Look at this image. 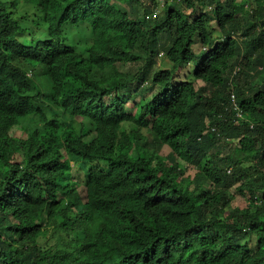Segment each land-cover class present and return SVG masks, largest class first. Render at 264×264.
I'll return each mask as SVG.
<instances>
[{
  "label": "trees",
  "instance_id": "trees-1",
  "mask_svg": "<svg viewBox=\"0 0 264 264\" xmlns=\"http://www.w3.org/2000/svg\"><path fill=\"white\" fill-rule=\"evenodd\" d=\"M158 2L0 0V264H264V85L241 86L248 57L264 61V0ZM31 70L78 126L48 112ZM39 121L46 130L15 151L10 132ZM241 131L236 148L254 161L204 164Z\"/></svg>",
  "mask_w": 264,
  "mask_h": 264
},
{
  "label": "rangeland",
  "instance_id": "rangeland-1",
  "mask_svg": "<svg viewBox=\"0 0 264 264\" xmlns=\"http://www.w3.org/2000/svg\"><path fill=\"white\" fill-rule=\"evenodd\" d=\"M159 4L161 3V5L163 4V0H158ZM171 1V0H170ZM239 3H241V0H238ZM146 6H149V5H146ZM240 6L241 4L238 5V9H239V15H238V18L241 22V24H244L245 22V19L248 17V9L249 7L246 6V8H244L243 10H240ZM161 7V6H159ZM159 7L158 9H155L154 10V14H156L157 16L160 15L162 13V10H159ZM154 8H152L153 10ZM187 13L190 12V10H186ZM142 12H137L135 11L134 14L132 15V19L133 20H136L137 18H140ZM151 15V14H150ZM142 18V17H141ZM149 18L151 19V21H154L153 19H155L154 16H149ZM214 31V29H213ZM241 35H242V32H240ZM213 35L214 37H217L218 35H220L218 32L214 31L213 32ZM242 37H239L238 41L240 42V50H239V53L240 52H245V49H246V45H245V41L244 43L242 42L241 40ZM199 47L197 46L196 49H198ZM139 52H136L135 54L142 57L144 59L141 60L139 62L140 65L142 64H146L147 63V56L144 52H142L141 50H138ZM242 52V53H243ZM159 54L161 55L162 54V51L159 52ZM165 63V59H164V56L161 57V56H158V59L156 61V65L159 66L161 65L162 68H165L163 66ZM247 68L245 69V73H244V76L242 77L241 79V86H243L245 83H252V87L254 86V88H256V86H261V85H264V61L262 64H256L254 62V59L253 57H248L247 61ZM117 70H121L122 72H127L128 71V66L126 65H118L117 66ZM114 72V71H112ZM188 72H184L182 73L178 79V81L180 82V79H184L186 77ZM198 84H196V87H200V86H204V83H200V82H197ZM140 100V99H139ZM138 100V101H139ZM197 103V102H195ZM133 103L130 102L128 106H130L131 108H133L134 104L132 105ZM197 109L199 111V114L200 116H203L204 117V111H205V108L201 105H197ZM206 119V117H205ZM130 130V129H129ZM243 134H244V131H241V132H238V133H234L232 136H231V139L230 141H225L223 143H221V146L218 147L217 145H213L211 147H209L205 152V156H204V164L207 162V161H216L218 159V156L219 157H224L228 154L231 153V158L233 160H241V161H244V162H247L248 160H252L251 158V155H246L244 153H242V150L240 151L239 148H236V146L238 145V143L240 142L241 138L243 137ZM219 149H221V153L218 151ZM239 149V150H238ZM168 152V149L165 148V150L163 151L164 154H166ZM218 152L220 153L218 155ZM54 159H58L60 157V155L58 153H55L53 155ZM254 161V160H252ZM252 161L249 163L251 164ZM73 163H71L72 165ZM71 171H72V181H73V186L75 188H79V187H82L85 185L86 183V176L84 174V172L78 167V166H74L72 165L71 167ZM196 173V169L195 168H192V167H188L187 169V176L190 175L192 177H194ZM239 185V184H238ZM238 185H234L231 187V189H229L230 193L232 194L233 196V203L232 205L235 206V205H238L241 209L245 206V202H244V198L236 191V188ZM80 191V189H79ZM67 200L68 199V196H66ZM75 204H82L83 203V198L82 196H78L77 194H75ZM227 211H230L229 209H226ZM224 210V211H226ZM224 219V218H223ZM226 222L231 223L233 220L232 219H229L228 216L226 219H224ZM223 232V231H222Z\"/></svg>",
  "mask_w": 264,
  "mask_h": 264
},
{
  "label": "clouds",
  "instance_id": "clouds-1",
  "mask_svg": "<svg viewBox=\"0 0 264 264\" xmlns=\"http://www.w3.org/2000/svg\"><path fill=\"white\" fill-rule=\"evenodd\" d=\"M162 2H165V0H163ZM162 5H164V3ZM137 6L138 5L136 4V1H135V6L134 7H135L136 11L138 9ZM150 16H154L155 19L157 18V15L154 14V11L152 12V14ZM160 51H162V54L160 55L158 53L157 58H158V56H161V57L164 56V59H165L164 51L163 50H160ZM34 73H35V71L31 70L28 73L27 77L29 79H31L33 82H35V85L37 87L41 88V94H40L39 98H40L41 102L45 103L46 106H50L48 112L51 115L55 114L56 112H58L61 115L62 120L59 119V118H55V117H54V119H58L60 121H63L66 124H73L75 127L78 126L80 124V120H79L78 117L77 118L76 117L75 118H73V117H69V118L65 117L63 112L60 109H58V107L56 106L55 103H57V102L55 101L56 96H55L54 88L48 82V79L46 78V75L45 74L41 75V74L38 73L37 77L34 78V76H35ZM230 78H231L230 80L228 79V81H229L228 84H229V86L231 88V87H233V85L235 86V80L233 81L235 76L232 74V76ZM127 99L128 98H125V101ZM230 99H231V104L233 106L232 108H233V110L236 111V116H238L240 118H244V115L242 113L241 107L239 105V102H238V99H237V96L235 95V93L230 94ZM132 100H133V98L131 96V99L129 101H127V108H130V106H128V105H129L130 102H132ZM132 103L134 104V102H132ZM32 124L24 123V126L21 125L23 128L18 127L17 129H15L12 132H10V137L17 141V144H16V146L14 148L15 151L23 150V148L26 147L29 144V142L33 138V136H31V132H33L35 130H36V132H39V131L43 132L47 128V123L44 122V121L36 122L33 125V127H31ZM45 126H46V128H45ZM26 130L29 131L28 136L26 135ZM208 130H209L210 133H215L217 128L216 127H210ZM60 145H61V147H64L63 142H60ZM57 148H60V147H57ZM56 151H59L60 153H62V152L66 153V151L63 150V149H60V150L58 149ZM7 155H10V154H7ZM52 159H53V162L55 164L56 160L54 159V157ZM71 163H73L72 165L77 166V165H75L74 161H71ZM72 165H71V167H72ZM230 172H231V169L228 171V173H230Z\"/></svg>",
  "mask_w": 264,
  "mask_h": 264
}]
</instances>
